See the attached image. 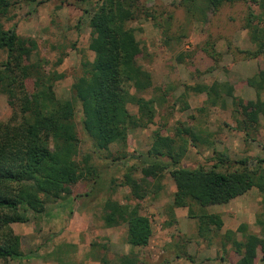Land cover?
<instances>
[{"label":"rangeland","instance_id":"374dc122","mask_svg":"<svg viewBox=\"0 0 264 264\" xmlns=\"http://www.w3.org/2000/svg\"><path fill=\"white\" fill-rule=\"evenodd\" d=\"M43 1L37 6L16 5L3 22L7 29L15 26L21 37L36 40L37 49L27 63L39 64L41 72L54 78L55 94L64 101L71 99L78 79L94 60L95 54L89 49L92 38L89 17L101 0ZM259 3L260 0H247L226 4L215 11L203 0L139 1L143 12L139 10L137 19L128 21L127 27L135 30L140 42L141 53L136 61L153 77V88L140 95L155 100L154 122L147 128L131 129L126 146L112 145L108 151L98 150L84 131L82 105L76 104L74 120L79 152L75 159L83 165L84 158L89 157L94 173L72 187L73 194L68 201L48 199L43 214L29 212V222L12 225L22 237L25 254L39 244L77 242L84 248L82 254L89 246V255L106 253L113 261L127 250L139 260L145 258L143 249L127 243L125 223L106 227L104 205L108 199L137 206L152 220L154 243L159 244L155 264L176 255L195 264L213 260L235 264L238 257L231 244L224 248L222 242L227 230L235 231L241 224L248 225V232L264 238L256 224L257 215L263 209V197L256 188L223 205L202 209L193 203L196 215L206 211L223 219V228L205 239L199 237L198 220L189 217L188 207H174L172 214L176 186L170 172L164 173L161 190L143 187L147 194L143 199L135 198L132 188L125 184L128 174L137 182L144 179L154 182L137 156L148 152L156 132L174 137L181 127H191L201 137L198 142L190 139L182 167L218 165L222 171H233L242 159H249L250 165L255 166L258 159L264 158V116L251 129H243L244 116L231 97L224 96L214 106L206 93L189 90L197 84L225 82L235 87V96L246 105L256 103L259 93L251 82L264 72V53L256 58L249 55L257 50V45L245 24L250 12L260 14ZM7 56L6 51H0V68ZM60 58L63 62L58 65ZM37 82V78L27 80L28 94L35 91ZM260 96L264 100V91ZM14 102L11 105L7 93L0 94L1 123L22 122L19 98ZM186 104L189 108L183 109ZM129 111L138 115L135 105L130 104ZM221 156L224 163H220ZM163 159L167 160V156ZM189 220L194 224L188 223ZM167 228H171L169 234L173 241L164 246L161 241L167 235L161 232ZM238 238L242 239L241 233ZM93 243L96 247H92ZM254 264L264 263L258 259Z\"/></svg>","mask_w":264,"mask_h":264},{"label":"trees","instance_id":"16d2710c","mask_svg":"<svg viewBox=\"0 0 264 264\" xmlns=\"http://www.w3.org/2000/svg\"><path fill=\"white\" fill-rule=\"evenodd\" d=\"M139 1L101 0L90 13L89 49L95 57L87 72L78 79L71 99L61 101L53 89L54 78L41 72L39 64L27 63L37 49L36 40L21 37L15 26L7 29L3 22L16 5L37 6L44 1L0 0V51L8 54L0 68V94L7 93L11 105L19 98L23 116L20 124L0 122V264H10L26 256L22 251V237L15 233L13 224L29 222V212L43 214L48 199L68 201L73 194L72 187L94 173L89 157L84 158L83 165L75 159L79 152L74 120L78 102L84 114V131L98 150L108 151L112 145L126 146L131 129L147 128L154 122L155 100L140 95L153 88V77L136 61L141 53L140 42L135 30L127 27L128 21L137 19L139 10L143 12ZM203 1L215 11L226 4L247 2ZM259 7L260 14L250 12L245 24L256 39L257 50L249 52L253 58L264 53V0H260ZM62 62L60 58L58 65ZM31 78H37L38 82L35 91L28 94L26 82ZM251 84L259 93L258 100L251 105L239 100L235 87L225 82L197 84L189 90L206 93L214 106L221 99L231 97L241 108L243 129L249 130L264 116V100L260 96L264 91V72ZM130 104L137 106L138 115L129 111ZM188 108L186 104L183 109ZM190 139L201 140L200 134L191 127L178 128L174 137L156 132L148 152L137 156L154 182L151 184L146 179L137 182L126 175L125 184L132 188L133 196L143 199L147 195L143 187L161 190L164 173L170 172L176 186L172 214L174 207H188L189 217L198 220L199 237L206 239L223 228V219L206 211L196 215L192 204L202 209L223 205L256 188L263 197V209L257 215L256 224L264 237V158L258 159L255 166L250 165L249 159H242L233 171H222L218 165L182 167ZM163 156H167V160ZM219 159L220 163L225 162L222 156ZM104 211L106 227L127 225V243L131 247L149 245L154 234L152 220L137 206L108 199ZM238 233L242 234V239L238 238ZM226 244H231L238 257L235 264H254L258 259L264 263V238L248 232L247 224H241L236 231L227 230L223 236L224 248ZM98 260L100 264H140L133 253L119 256L116 261L104 253Z\"/></svg>","mask_w":264,"mask_h":264},{"label":"crops","instance_id":"0c3cea01","mask_svg":"<svg viewBox=\"0 0 264 264\" xmlns=\"http://www.w3.org/2000/svg\"><path fill=\"white\" fill-rule=\"evenodd\" d=\"M190 224H194V222H191V220L188 221ZM171 228L160 229V232L163 233V235L166 233L167 236L163 237V240L161 243L162 245H169L172 239V235L169 234ZM236 231V230H235ZM32 233L34 231L32 230ZM42 233H48L42 232ZM77 233H82L81 231H77ZM41 235V234H40ZM79 235V234H77ZM154 236V234H153ZM165 238V239H164ZM65 244V245H64ZM159 244L154 243V237L150 240L149 245L145 247H135L137 249H143L146 256L145 258L140 257V264H155L154 259L156 253L159 250ZM30 250V253H24L26 256L22 260L14 261L12 264H100L98 258L99 254L95 255H89L90 247L85 248V254L83 251L82 246H78L77 242H75L72 245H67L66 243H54L52 245H36L33 246ZM106 252V251H105ZM131 252V250H127L125 254H128ZM78 253H81L80 255H77ZM122 254V255H125ZM156 264H195L192 261H188L180 257V255H176L175 258L167 257L163 259V261L158 262ZM202 264H227L225 261H219V260H213L211 262H204Z\"/></svg>","mask_w":264,"mask_h":264}]
</instances>
